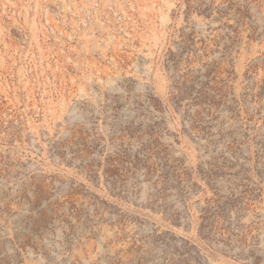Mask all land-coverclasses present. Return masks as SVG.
Wrapping results in <instances>:
<instances>
[{
	"label": "rangeland",
	"instance_id": "374dc122",
	"mask_svg": "<svg viewBox=\"0 0 264 264\" xmlns=\"http://www.w3.org/2000/svg\"><path fill=\"white\" fill-rule=\"evenodd\" d=\"M0 264H264V0H0Z\"/></svg>",
	"mask_w": 264,
	"mask_h": 264
}]
</instances>
